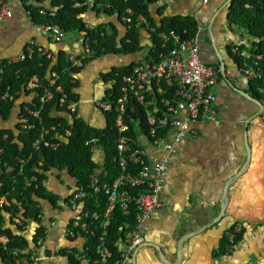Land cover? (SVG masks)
I'll use <instances>...</instances> for the list:
<instances>
[{
    "label": "crops",
    "instance_id": "obj_1",
    "mask_svg": "<svg viewBox=\"0 0 264 264\" xmlns=\"http://www.w3.org/2000/svg\"><path fill=\"white\" fill-rule=\"evenodd\" d=\"M4 1L12 16L0 23V61L15 58L26 46H34L43 54H50L49 59L46 57L51 61L49 76L60 58H76L83 52V40L77 33L67 34L64 40L56 42L32 21L26 6L38 7L33 0H26L25 4L21 0ZM201 1L162 0L150 7V16L157 25L163 18L188 17L202 29L200 59L219 76L211 89L216 96L217 115L193 125L191 132L177 142L174 152L161 148L150 152L151 159L164 158L167 162L161 195L163 206L144 222L145 244L132 253L131 264H163L153 247L161 248L167 258L164 262L171 264L178 243L177 264H264V128L261 126L264 97L258 98L239 75L242 58L233 52L237 47L240 53H252L248 49L257 41L246 28L233 21L237 16L233 12L234 4L244 0H210L206 5ZM50 4L48 0L39 8L51 9ZM84 19L93 29L102 26L106 32H112L114 28L119 42L126 35L125 23L116 16L90 12ZM146 28L138 31L142 48L151 43ZM241 46L244 48L240 49ZM140 57V53L108 54L88 62L76 74L79 118L99 127L103 116L96 102L107 100L113 83L104 77L114 68L124 67ZM31 100V95L21 93L8 119L0 118V131H10L16 142L22 127L20 109ZM257 111H262L259 116H255ZM51 115L71 121L65 113L53 111ZM99 149L92 153L95 163H102L103 151ZM1 175L0 172V181ZM44 182L53 199H38L39 222L28 220L19 231L6 215L5 225L22 234L29 245L30 251L26 253L36 255L39 264H69L70 258L55 252L54 247L76 249L82 243L81 238L72 240L66 236L74 214L64 198L73 192L78 181L67 170L52 169ZM13 221L20 225L17 218ZM39 227L45 231L41 247L34 245ZM193 231L200 232L192 236ZM234 234L232 246L230 236ZM0 264H5L1 258Z\"/></svg>",
    "mask_w": 264,
    "mask_h": 264
},
{
    "label": "built area",
    "instance_id": "obj_2",
    "mask_svg": "<svg viewBox=\"0 0 264 264\" xmlns=\"http://www.w3.org/2000/svg\"><path fill=\"white\" fill-rule=\"evenodd\" d=\"M209 1L201 2L206 5ZM75 6L80 5L75 4ZM47 11H49V17L54 16V9H38L40 16H44ZM26 13L32 19L29 10ZM130 15H132L131 10L127 8L122 20L128 26L132 24ZM11 16L7 3L0 0V23ZM138 21L143 23L144 18L139 16ZM39 26L50 33L56 42H61L68 34L50 22ZM85 27L92 29L89 25ZM201 31V28H197L195 34L189 38L174 33L159 34L158 43L153 44L150 41L142 59L135 60L130 72L120 76L121 83L118 93L112 97L113 100L96 102V108L103 116L100 126L96 127L98 131L108 127L105 115L113 117V124L110 127L114 135L112 160L116 163L118 174L115 179L107 180L109 174L103 165L105 153L99 146L101 138L86 140L85 146L90 147L92 153L99 148L103 151L102 163H96L99 168L87 184L82 185L78 182L73 192L64 200L74 214L66 236L72 240L81 238L82 243L76 249L54 247L57 253L64 251L74 264L132 263V253L145 244L142 234L144 222L163 206L161 195L167 162L164 158L151 159L150 152L153 153L159 148L174 152L177 142L191 132L193 125L202 120H212L217 115L216 96L211 89L216 85L219 76L217 71L206 66L200 59ZM76 33L83 40V52L76 58L69 57L67 61L70 63V69L81 70L90 57V48L86 42L85 33ZM34 50V46H26L15 58L0 61V75L4 71L5 61L8 64H14L31 60ZM233 52L242 58L239 75L246 83L262 77L261 55L251 58L249 54L240 53L237 47ZM46 57L49 59L51 56L48 54ZM56 78V72L51 71L49 87L54 86ZM72 78L71 84L74 85L76 75L73 73ZM37 81V76H34L28 83L27 90L34 89ZM55 91L61 94V97L57 99L59 112L69 115L71 121L74 117H79L77 99H69L61 87H57ZM258 91L264 96V87ZM39 99L41 104H45L54 99V92L48 88L44 89V94ZM7 100H13L9 89L0 92V101ZM23 111L32 117L39 115L37 111H32L28 107H24ZM133 115H137V118ZM138 118L144 120V125L139 124ZM19 120L22 129L33 128L27 125L28 120L23 117V112L20 113ZM261 126L264 128V113L261 114ZM51 131L55 132V127H52ZM48 133L49 131L45 130L40 139L34 142L35 150L44 148L56 151L62 141L67 142L66 137L69 135V132L65 131L64 136L56 133L51 140H46L45 136ZM192 133L194 134V131ZM29 184H33L35 188L39 187L36 177H33ZM41 186H45L44 181L41 182ZM89 201L93 203L94 210L86 208ZM2 204H5L4 199L0 201V208ZM115 211H120L125 219L121 228L123 236L118 244L122 247L119 249L117 259L106 242L107 230L113 222ZM234 236L235 234L230 236L232 246ZM94 238L97 244L92 248L89 242ZM0 242L5 248L8 240L2 236ZM42 243L43 239H38L36 246L41 247ZM10 264H39V259L33 254L29 258H19L14 252L13 261Z\"/></svg>",
    "mask_w": 264,
    "mask_h": 264
},
{
    "label": "trees",
    "instance_id": "obj_3",
    "mask_svg": "<svg viewBox=\"0 0 264 264\" xmlns=\"http://www.w3.org/2000/svg\"><path fill=\"white\" fill-rule=\"evenodd\" d=\"M21 1L25 4L26 0ZM33 1L39 6L27 5L26 9L29 10L34 22L39 25L50 22L68 34L85 33V39L90 48V57L87 59L86 64L91 60L108 54L135 55L140 53L141 57L137 60H141L145 48L140 45L138 31L142 27L148 28L146 29L149 30L150 41L153 44L158 43V35L161 33L166 35L174 33L175 35L189 38L197 30L196 23L188 17L163 18L160 25L155 24L150 16V7L162 0H50L51 9L55 10L53 17H49V11L44 16H40L38 13L40 5L48 0ZM75 4L80 6L76 7ZM245 5L248 6L247 9ZM127 8L131 10L132 15H130V18L132 24L130 26L125 24L127 32L120 42L117 39V31L114 28L112 32H106L102 26L94 29L85 27L84 15L88 12L102 13L108 17L116 16L122 21ZM233 12H237V16L233 21L246 28L249 34L257 41L248 51L252 52L249 53L251 58L257 55L262 56L263 61L260 62V69L263 75L260 79L250 81L249 87L258 98L264 97L258 91L264 87V0L236 2ZM139 16L144 18L143 23H139ZM243 48V46L240 47V49ZM34 49L31 60L14 64H8L5 61L4 71L0 75V92H5L9 89V94L13 97V100L0 101V118L3 120L8 119L10 111L15 107L21 93L23 94L24 92L28 96L31 95L32 100L31 103L21 107L20 113L23 112V117L28 120L27 125L33 126V128L29 129L21 128L17 142L10 131H0V172L2 173L0 201L4 198L8 202V204H2L0 208V237L5 236L8 240L5 248L0 242V258L5 264H10L13 261L14 252L17 253L19 258H29L31 255V252L26 253L29 250L27 240L22 234L12 231L10 227L5 225V217L6 215L9 216V219L18 227L19 231L23 229L28 220L39 222L41 208L38 199H53L52 194L44 186H41V182L45 180L47 172L52 169L59 172L67 170L82 185L87 184L90 178L96 174L99 165L93 161L90 147L85 146L86 140L96 137L101 138L99 146L105 153L103 165L109 174L107 180L115 179L118 174L116 163L112 160L114 154V135L110 131V127L113 124L112 115H105L108 127L103 131L90 129L79 117H74L72 122H68L63 117L52 116L51 112L60 111L57 99L61 97V94L55 91L57 87H61L63 93H66L69 99H77L75 93L77 80L72 85L71 79H73L72 73L76 75L80 70L70 69V63L66 59L60 58L52 68V72H56L57 75L55 84L53 87H49L50 75L48 76V69L51 61L46 58L45 54L38 51L36 47ZM133 64L131 62L124 67L114 68L108 76L104 77L113 81L111 89L107 92V100H113L112 97L118 93L121 83L120 76L130 72ZM34 76L38 78L36 87L32 90H27L28 83ZM47 88L54 92V99L41 104L39 97L44 94V89ZM24 107L37 111L39 113L38 117L26 115L23 111ZM133 117L137 118V115H133ZM137 120H140L139 124L144 125L143 119L138 118ZM52 127H55V132L51 131ZM45 130L49 131L45 136L46 140H51L56 133L64 136V132L68 131L67 142L62 141L56 151L44 148L35 150L33 147L34 142L40 139ZM4 135L7 136L4 137ZM10 168L13 172H9ZM32 176H36L38 188H35L33 184L27 185ZM90 203L91 201L86 204V208L94 210L93 203ZM14 218L20 220V225L15 224ZM124 220L120 211H115L113 222L107 230L106 242L115 259L118 258L119 254L118 244L123 236L121 228ZM44 238V228L39 227L34 235V245H36L38 239ZM89 244L94 248L97 240L95 238L91 239ZM61 253L64 254V251ZM69 264L74 263L70 260Z\"/></svg>",
    "mask_w": 264,
    "mask_h": 264
},
{
    "label": "water",
    "instance_id": "obj_4",
    "mask_svg": "<svg viewBox=\"0 0 264 264\" xmlns=\"http://www.w3.org/2000/svg\"><path fill=\"white\" fill-rule=\"evenodd\" d=\"M249 99H250V97H249ZM262 108V107H261ZM262 112V111H261ZM261 112H256L255 113V116H259L260 114H261ZM200 232V231H199ZM198 231L196 232V231H193L192 233H194L192 236H195V234L196 233H199ZM189 238V237H188ZM146 246H148V245H146ZM153 249L157 252V254H158V256H159V258H160V260H161V262L163 263V264H166L165 262H164V258H166L165 257V253H164V251L161 249V248H154L153 247ZM174 255H175V261H173V262H171V264H177V261L176 260H178V258H179V256H180V244L178 243L177 244V247H176V250H175V252H174ZM167 259V258H166Z\"/></svg>",
    "mask_w": 264,
    "mask_h": 264
},
{
    "label": "rangeland",
    "instance_id": "obj_5",
    "mask_svg": "<svg viewBox=\"0 0 264 264\" xmlns=\"http://www.w3.org/2000/svg\"><path fill=\"white\" fill-rule=\"evenodd\" d=\"M88 13H90V12H88ZM84 21H85V19H84ZM101 118V117H100ZM87 126L90 128V129H96V126H94L93 124H91V123H89L88 122V124H87ZM101 149H99V151H100Z\"/></svg>",
    "mask_w": 264,
    "mask_h": 264
},
{
    "label": "clouds",
    "instance_id": "obj_6",
    "mask_svg": "<svg viewBox=\"0 0 264 264\" xmlns=\"http://www.w3.org/2000/svg\"><path fill=\"white\" fill-rule=\"evenodd\" d=\"M28 10V9H27ZM249 84V83H248ZM4 199V198H3ZM2 200V199H1ZM4 201L6 202V200L4 199Z\"/></svg>",
    "mask_w": 264,
    "mask_h": 264
}]
</instances>
